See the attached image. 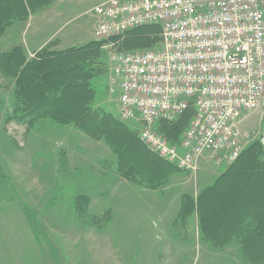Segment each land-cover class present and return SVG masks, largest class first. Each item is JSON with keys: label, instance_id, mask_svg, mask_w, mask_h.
Returning a JSON list of instances; mask_svg holds the SVG:
<instances>
[{"label": "rangeland", "instance_id": "1", "mask_svg": "<svg viewBox=\"0 0 264 264\" xmlns=\"http://www.w3.org/2000/svg\"><path fill=\"white\" fill-rule=\"evenodd\" d=\"M31 1L24 5V12L18 14L21 22L16 21L0 37V52L19 46L25 61L31 62L42 54H60L92 41L98 42L95 35L97 19L92 10L108 0ZM144 32L141 29L132 34L125 44L124 38H120L115 41V48L154 50L161 46L157 40L147 43L145 38L139 37ZM99 49L98 56H91V59L105 56L106 64L104 71L93 80L92 104L118 119V97L107 92L108 49L102 45ZM5 76L9 79L8 74L3 75L0 71V170L3 173L0 175V264H35L33 259L37 264H44L40 253L43 250L45 258L48 257L47 264H243L233 246L216 251L208 243L197 244L195 214L185 226L181 221L177 222L179 226L173 224L181 198L189 194L196 200L202 189L210 186L235 162L224 159L225 151L216 155L203 153L190 172L173 173L168 177V183L156 191L143 189L145 181L138 178L139 185L121 178L117 158L103 141L90 139L70 126L48 121H39L30 129L11 121L13 87ZM129 125L133 130H140L139 123ZM235 129L241 153L252 144L259 146L264 131V113L261 109L243 113L235 122ZM134 149L139 153L129 152L125 156L126 165L132 172L148 175L154 165L160 166L162 175L175 169L150 156L146 151H151L146 147ZM262 157L264 159L263 154ZM144 161L154 164L148 165ZM241 178L223 182L220 186L228 199L233 195L231 193L242 190V197L237 206L234 205L240 212L238 217L243 207L253 210L258 199L264 204V197L252 193L251 181L246 183ZM240 183L246 184L245 189H241ZM261 192L264 195V191ZM61 193L65 198L57 206L55 216L52 201ZM79 194L90 198L89 215L99 217L111 210V220L98 227L92 224L96 218L92 222L88 216L78 219L72 206L74 197ZM213 200L206 205L214 213L222 196ZM20 204L27 209H22ZM76 220L84 228L78 227ZM224 221L221 228L226 226ZM32 223L42 234L38 236L42 241L39 251L37 241L31 239ZM235 229L242 233L238 223ZM183 236L191 242L184 243ZM34 238L37 239V235Z\"/></svg>", "mask_w": 264, "mask_h": 264}, {"label": "built area", "instance_id": "2", "mask_svg": "<svg viewBox=\"0 0 264 264\" xmlns=\"http://www.w3.org/2000/svg\"><path fill=\"white\" fill-rule=\"evenodd\" d=\"M95 35L108 49V87L118 119L136 122L139 141L190 172L203 153L233 163L241 154L235 122L264 113V0H108L96 6ZM160 27L154 50L123 51L115 41L144 26ZM187 112L171 144L157 130ZM264 150V131L260 138Z\"/></svg>", "mask_w": 264, "mask_h": 264}, {"label": "trees", "instance_id": "3", "mask_svg": "<svg viewBox=\"0 0 264 264\" xmlns=\"http://www.w3.org/2000/svg\"><path fill=\"white\" fill-rule=\"evenodd\" d=\"M38 2L41 1H36V3ZM29 3L31 4L32 1L0 0V37L16 21L21 22L18 14L23 13L24 5ZM141 29L145 32L140 34L139 37L145 38L147 43L155 42L156 40L159 42L160 27L150 25L127 33L124 36V44L127 38L132 34L135 35ZM99 45L103 46L104 42L92 41L82 47L72 48L60 54L56 52L53 54L54 56L50 55L52 57L42 54L31 62L25 61L22 47L19 46L0 52V71L3 75L8 74L9 79L6 76L5 78L12 83L13 87L9 118L13 122L25 125L27 129L33 128L34 124L39 121H48L59 126H70L90 139L101 140L115 154L117 167L122 179L134 184H139V180L145 181L142 185L143 189L156 191L168 183L167 179L173 173L185 172L179 170L175 165L158 158L154 153V155L151 154L152 152L149 151L146 152L159 160V162L168 165L169 168H175L164 174L165 179L159 165H154L155 167H152L148 175L146 172H132L126 165V154L129 152L139 153L134 148L145 149V146L139 141L138 130L131 129L129 123L114 118L110 113L92 104L95 95L93 80L97 79L98 74L104 71L103 66L106 64V57L103 54V57L100 56L99 59H91V56H96L98 50H100ZM190 119L191 112H187L173 124L158 123L157 130L171 144L176 145L179 144L180 137L187 128ZM172 131H176L174 135L171 134ZM260 151L264 156L260 141L259 146L256 144L250 145L223 175L217 177L210 186L200 191L196 200L189 194L183 196L179 207L175 211L176 216L173 220V224L176 226H179L177 222L180 221L181 225L185 226L186 223L188 224V219H191L195 214L202 243L210 244L216 251H222L230 246L237 248L243 264H264V243H262L264 242V204L261 202L262 199L257 198L259 201L255 203L256 207L254 206L253 210L243 207L241 215L238 217L240 212L239 210L237 211L234 205L242 197V190L241 192L239 190L231 193L233 195L228 199L227 193L223 195L220 186L221 183L235 180L240 176V178L243 177L241 179L246 183L247 180L251 181L252 193H255L259 198H263L264 195H262L261 191H264V159ZM144 163L148 165L154 164L152 161H144ZM154 172H157L158 175H154ZM2 174L0 170V175ZM254 175H256L255 178ZM240 184L241 189H245L246 184ZM221 196L222 202L218 204V207L215 208L216 211L213 213L206 203L213 199H215L213 200L215 202ZM64 198L63 193H61L52 201L51 206L55 209V216L57 214V206L64 201ZM73 200L76 216L78 217L79 215L78 219L81 220V216L85 218L88 216L89 221L92 222L96 218L92 224L98 227H101L103 222L107 223L111 220L112 214L110 210L99 215V217L89 215L86 208L90 198L87 195H76ZM20 205L22 209H27L24 204ZM48 206L49 204H46V207ZM232 208H235V210L231 211ZM55 216L54 219H57ZM71 219L73 220L72 217ZM226 219H229L227 220L228 222ZM65 220L68 221L69 218L66 217ZM223 221L226 226L221 228ZM66 223L69 225L68 222ZM237 223L242 232L241 234L235 229ZM72 226L75 227V225ZM77 226L84 228L79 222ZM30 229L32 242L34 240L37 241L39 251L42 245V234L39 231L37 232L33 223ZM39 234L41 235L40 237H38ZM35 235H37V239L34 238ZM45 244H48L47 240ZM40 253H42L44 264H47L48 257L45 258L46 252L43 250ZM33 261L35 264L38 263L35 259Z\"/></svg>", "mask_w": 264, "mask_h": 264}, {"label": "crops", "instance_id": "4", "mask_svg": "<svg viewBox=\"0 0 264 264\" xmlns=\"http://www.w3.org/2000/svg\"><path fill=\"white\" fill-rule=\"evenodd\" d=\"M90 206H91V205H89V202H88V205H87V208H86L87 211H88V207H90ZM72 209H73V211L75 210V209H74V206H72ZM101 211H103V209H102ZM107 211H108V210H107ZM110 211H111V210H110ZM195 230L197 231V237L199 238V240H198V238H197V241H196L197 244H199V242L202 243V241H201V237H200V235H198V234H199V232H198V228L196 227ZM182 239H183V240H184V239L187 240V241L184 240V241H183L184 243H189V242H191V241L188 239L187 236H183Z\"/></svg>", "mask_w": 264, "mask_h": 264}]
</instances>
